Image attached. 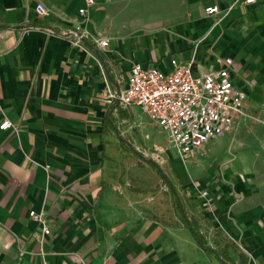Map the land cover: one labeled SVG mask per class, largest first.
I'll list each match as a JSON object with an SVG mask.
<instances>
[{"label":"crops","instance_id":"obj_1","mask_svg":"<svg viewBox=\"0 0 264 264\" xmlns=\"http://www.w3.org/2000/svg\"><path fill=\"white\" fill-rule=\"evenodd\" d=\"M94 2L83 17L84 0H0V123L16 128L0 130V264H264V0ZM79 24L106 47L60 36ZM224 59L252 116L184 162L146 150L169 141L138 106L108 102L134 63L205 73ZM149 155L189 214L146 205V174L162 183Z\"/></svg>","mask_w":264,"mask_h":264},{"label":"built area","instance_id":"obj_2","mask_svg":"<svg viewBox=\"0 0 264 264\" xmlns=\"http://www.w3.org/2000/svg\"><path fill=\"white\" fill-rule=\"evenodd\" d=\"M257 2L243 0L245 5H255ZM84 3L85 8L79 11L83 17L95 2L84 0ZM204 12L214 17V25L220 22L216 18L218 7H208ZM35 13L39 18L50 16V11L42 4L36 5ZM60 36L68 39L73 46H79L82 41H88L99 49L107 45L100 34L90 35L80 24L74 30L62 32ZM232 64L231 59H224L216 71L194 73L192 64L185 65L176 60L170 61L171 69L168 72L152 66L143 68L134 63L126 87L119 91V96L116 92L107 91L108 102L118 100L123 108L138 106L148 121L165 133L171 149L184 162L208 142L231 132L240 119L249 117L244 111L245 95L231 77ZM10 129L16 131L12 123L4 118L0 130ZM29 218L40 226V233L35 234L34 239L41 243L50 232L45 215L31 211Z\"/></svg>","mask_w":264,"mask_h":264},{"label":"rangeland","instance_id":"obj_3","mask_svg":"<svg viewBox=\"0 0 264 264\" xmlns=\"http://www.w3.org/2000/svg\"><path fill=\"white\" fill-rule=\"evenodd\" d=\"M255 113L256 112H253V114ZM248 116L249 117L252 116V113L248 112ZM253 123L258 124V122L256 121H254ZM161 142L163 148L160 149L159 152L154 148H146V150H149L150 153L156 155L158 154L166 155L170 144H168L165 139L164 140L162 139ZM148 157L152 159L163 171L164 165L160 163L162 161L159 157H157L156 159L152 155H149ZM145 179H146L145 181L149 182V185H151V188H147L145 192L146 195L145 203L147 206L149 207L153 206L154 207L153 209H157L156 211H159L160 213H162V215L165 216H169V215L172 216L173 214L177 216L178 214H180L181 209L183 210L184 214H189V205H187L182 201L178 192H176V195L178 197V204H177L171 190L167 187V185L164 183L163 180L161 184H158L156 186L155 184L152 183L151 177H148L147 174L145 176ZM164 184L166 187L164 186Z\"/></svg>","mask_w":264,"mask_h":264},{"label":"trees","instance_id":"obj_4","mask_svg":"<svg viewBox=\"0 0 264 264\" xmlns=\"http://www.w3.org/2000/svg\"><path fill=\"white\" fill-rule=\"evenodd\" d=\"M135 155L140 157V158H143V156L139 153H137L136 151H134ZM146 163L151 166L156 172L157 174L159 175V177L166 183V185L169 187V189L171 190L174 198H175V201L177 202L178 204V197L176 195V192H175V189L173 188V186L171 185L170 181L168 180V178L165 176V174L163 173V171L160 169V167L155 164L153 161L151 160H146ZM180 214L182 217H184V212L183 210L181 209L180 210ZM185 221V224L187 226V228L189 229L190 233L192 234L195 242L197 243V245L205 250V251H210V249H208L202 239V237L200 235H198L195 231V229L192 227L191 223H189L188 221H186V219H184Z\"/></svg>","mask_w":264,"mask_h":264},{"label":"water","instance_id":"obj_5","mask_svg":"<svg viewBox=\"0 0 264 264\" xmlns=\"http://www.w3.org/2000/svg\"><path fill=\"white\" fill-rule=\"evenodd\" d=\"M117 96H119V91H117ZM116 102L118 103V100Z\"/></svg>","mask_w":264,"mask_h":264}]
</instances>
